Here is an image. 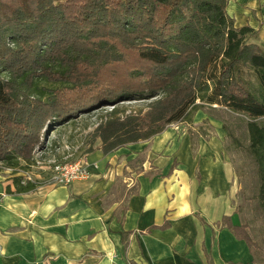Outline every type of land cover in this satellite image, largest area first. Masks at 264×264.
I'll use <instances>...</instances> for the list:
<instances>
[{
    "label": "trees",
    "instance_id": "1",
    "mask_svg": "<svg viewBox=\"0 0 264 264\" xmlns=\"http://www.w3.org/2000/svg\"><path fill=\"white\" fill-rule=\"evenodd\" d=\"M229 2L0 0V170L16 174L15 191L46 182L23 181L25 168L37 162L50 129L80 113L114 105L82 150L108 154L176 119L191 120L204 102H219L247 118L249 142H234L254 164V197L264 215V42L260 26L235 24ZM152 97L146 109L120 105ZM222 223L255 256L259 243L248 223L234 224L229 215Z\"/></svg>",
    "mask_w": 264,
    "mask_h": 264
},
{
    "label": "crops",
    "instance_id": "2",
    "mask_svg": "<svg viewBox=\"0 0 264 264\" xmlns=\"http://www.w3.org/2000/svg\"><path fill=\"white\" fill-rule=\"evenodd\" d=\"M228 8L237 26H260L264 41V0H230ZM180 137L167 128L108 154L96 150L87 155L99 164L90 177L27 192L1 169L0 264H257L222 223L225 215L243 221L219 139L211 149ZM123 183L135 191L126 196Z\"/></svg>",
    "mask_w": 264,
    "mask_h": 264
},
{
    "label": "rangeland",
    "instance_id": "3",
    "mask_svg": "<svg viewBox=\"0 0 264 264\" xmlns=\"http://www.w3.org/2000/svg\"><path fill=\"white\" fill-rule=\"evenodd\" d=\"M231 12H233V8H231ZM231 15L237 25V17L235 14ZM253 81L256 82L254 77ZM3 96L4 90L0 82V99ZM153 98L155 97L123 100L120 101V105L127 110L146 109ZM197 101L199 102V100ZM113 106L107 104L92 108L88 112L80 113L78 118L73 121L58 125L55 129L50 130L46 136L45 145L35 151L37 162L32 167L27 166L25 168L27 179L50 180L51 166L54 162H69L78 158H87L89 154L82 153L87 134L94 129L106 111ZM167 128L173 130L174 137L178 136V139L183 133H189L193 146L194 144L198 146L199 140H206L204 148L211 147L212 149L218 146L223 149H221V153L233 171L231 189L228 190V194L232 197L236 214L240 220L248 223L250 235L259 243V247L255 250L257 264H264V215L259 199L254 197V194L258 192L257 174L245 148L234 142V138H238L244 145L249 142L246 116L240 111L232 110L226 104L204 102L201 107L192 112L191 120L182 117V119L171 122ZM215 139H219L216 146L211 143L215 142ZM193 149L196 150L197 147ZM135 165L137 166V164ZM124 185L122 188L126 190V196L131 191H135V187L131 188L134 185H130V187Z\"/></svg>",
    "mask_w": 264,
    "mask_h": 264
},
{
    "label": "built area",
    "instance_id": "4",
    "mask_svg": "<svg viewBox=\"0 0 264 264\" xmlns=\"http://www.w3.org/2000/svg\"><path fill=\"white\" fill-rule=\"evenodd\" d=\"M98 162H90L86 157L69 162H54L51 166V179L47 183L69 184L75 180L90 177Z\"/></svg>",
    "mask_w": 264,
    "mask_h": 264
},
{
    "label": "water",
    "instance_id": "5",
    "mask_svg": "<svg viewBox=\"0 0 264 264\" xmlns=\"http://www.w3.org/2000/svg\"><path fill=\"white\" fill-rule=\"evenodd\" d=\"M51 130V129H50Z\"/></svg>",
    "mask_w": 264,
    "mask_h": 264
}]
</instances>
